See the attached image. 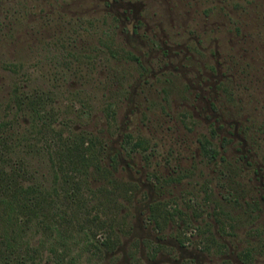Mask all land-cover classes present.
I'll return each mask as SVG.
<instances>
[{
	"label": "rangeland",
	"instance_id": "rangeland-1",
	"mask_svg": "<svg viewBox=\"0 0 264 264\" xmlns=\"http://www.w3.org/2000/svg\"><path fill=\"white\" fill-rule=\"evenodd\" d=\"M14 88L42 101L30 133ZM9 122L29 178L62 133L116 180L69 174L23 233L36 264H264V0H0Z\"/></svg>",
	"mask_w": 264,
	"mask_h": 264
},
{
	"label": "trees",
	"instance_id": "trees-1",
	"mask_svg": "<svg viewBox=\"0 0 264 264\" xmlns=\"http://www.w3.org/2000/svg\"><path fill=\"white\" fill-rule=\"evenodd\" d=\"M9 102L8 111L14 118L18 117L21 111L27 110L26 116L29 118L23 133H30L37 127L35 117L43 113L39 109L42 101L38 96L30 97L14 88ZM45 117L48 116L45 114ZM13 123H6L2 127L0 148L8 147L10 143L18 145L20 141L25 142V136L19 140L13 138V133H4L5 129L13 130ZM61 136L62 133H58L50 141V147L57 149L49 155L52 182L50 181L48 186L29 178L30 174L25 173L20 161H13L0 149V264H36V258L31 256L32 253L24 242L23 233L34 218L39 219L40 224L45 223L49 211L53 220L57 217L53 213L56 205L54 198L69 193L62 185L68 182L69 174L82 175L85 182L88 178H104L109 184L116 183L112 172L101 164V152L95 150L91 139L85 135L78 139H63ZM125 142L130 145V141ZM130 146L135 147L132 144ZM201 147L204 156L210 160L216 158V152L209 142L205 141ZM52 157L54 158L51 159ZM119 189L117 187L115 190ZM109 192L115 193L114 187ZM103 245L107 247L106 243Z\"/></svg>",
	"mask_w": 264,
	"mask_h": 264
}]
</instances>
